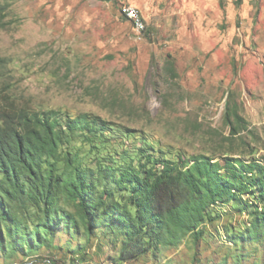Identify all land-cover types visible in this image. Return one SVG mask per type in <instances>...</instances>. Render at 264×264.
<instances>
[{
	"label": "rangeland",
	"instance_id": "obj_1",
	"mask_svg": "<svg viewBox=\"0 0 264 264\" xmlns=\"http://www.w3.org/2000/svg\"><path fill=\"white\" fill-rule=\"evenodd\" d=\"M128 6L144 18L141 35ZM0 58V93L19 107L100 114L156 138L155 154L229 150L264 160V0H0ZM221 210L204 238L117 264H262L264 244L226 237L225 226L243 228L248 215ZM68 236L40 253L76 263L72 252L85 245L82 264H116L110 235Z\"/></svg>",
	"mask_w": 264,
	"mask_h": 264
},
{
	"label": "trees",
	"instance_id": "obj_2",
	"mask_svg": "<svg viewBox=\"0 0 264 264\" xmlns=\"http://www.w3.org/2000/svg\"><path fill=\"white\" fill-rule=\"evenodd\" d=\"M233 115L238 133L241 117ZM150 141L158 142L94 112L19 107L0 93V256L82 264L85 245L72 252L81 255L76 263L40 250L60 248V233L88 242L104 233L112 263L130 262L204 238L226 207L248 215L243 228L225 226L229 241L264 244L263 159L229 150L155 154Z\"/></svg>",
	"mask_w": 264,
	"mask_h": 264
},
{
	"label": "bare ground",
	"instance_id": "obj_3",
	"mask_svg": "<svg viewBox=\"0 0 264 264\" xmlns=\"http://www.w3.org/2000/svg\"><path fill=\"white\" fill-rule=\"evenodd\" d=\"M126 13L128 14L129 16V19L132 18V11L133 13L138 16V25L136 24V21H132L135 29L137 30L138 32V26L141 28V32L143 33L146 29V24H145V21H144V18L142 17L141 15V12L140 10L135 7V6H128L126 9H125ZM141 35V34H140ZM36 261V259H28L24 262H21L20 264H34V262Z\"/></svg>",
	"mask_w": 264,
	"mask_h": 264
},
{
	"label": "built area",
	"instance_id": "obj_4",
	"mask_svg": "<svg viewBox=\"0 0 264 264\" xmlns=\"http://www.w3.org/2000/svg\"><path fill=\"white\" fill-rule=\"evenodd\" d=\"M132 21H136V24L138 25V16H136L133 11H132V18H130ZM138 34H143L141 32V28L138 26ZM46 261H48V259H38L34 262V264H46Z\"/></svg>",
	"mask_w": 264,
	"mask_h": 264
}]
</instances>
